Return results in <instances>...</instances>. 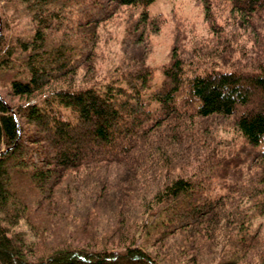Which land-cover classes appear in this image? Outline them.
<instances>
[{"label":"trees","instance_id":"1","mask_svg":"<svg viewBox=\"0 0 264 264\" xmlns=\"http://www.w3.org/2000/svg\"><path fill=\"white\" fill-rule=\"evenodd\" d=\"M153 1L0 0V264H264V0Z\"/></svg>","mask_w":264,"mask_h":264},{"label":"rangeland","instance_id":"2","mask_svg":"<svg viewBox=\"0 0 264 264\" xmlns=\"http://www.w3.org/2000/svg\"><path fill=\"white\" fill-rule=\"evenodd\" d=\"M147 9L158 15L162 20L159 31L151 34L148 39L150 40V52L147 55V61L155 66H159L167 59L175 31L178 33V37L185 39L191 37L208 39L211 36V30L204 18L200 0H154L147 5ZM213 11L217 21L222 23L225 16L223 12L216 8ZM126 15H128L126 12H121L106 27L105 40L108 41L101 53L104 58H117L120 55V40L124 35ZM262 34V32H259V35ZM156 76L159 77L158 71ZM248 89L251 91V95L255 91L253 87H248ZM254 223H257V220ZM19 227L28 240L33 238L29 232H26L25 225L22 222H20Z\"/></svg>","mask_w":264,"mask_h":264}]
</instances>
